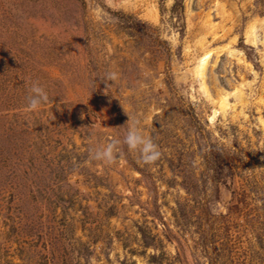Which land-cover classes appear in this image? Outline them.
<instances>
[{
	"label": "rangeland",
	"instance_id": "obj_1",
	"mask_svg": "<svg viewBox=\"0 0 264 264\" xmlns=\"http://www.w3.org/2000/svg\"><path fill=\"white\" fill-rule=\"evenodd\" d=\"M257 199L264 0H0V264H264Z\"/></svg>",
	"mask_w": 264,
	"mask_h": 264
},
{
	"label": "clouds",
	"instance_id": "obj_2",
	"mask_svg": "<svg viewBox=\"0 0 264 264\" xmlns=\"http://www.w3.org/2000/svg\"><path fill=\"white\" fill-rule=\"evenodd\" d=\"M108 81H115L118 79V73L113 71L106 75ZM163 87V85H160ZM49 103L48 93L37 82H33L30 87V95L27 97V104L23 111L38 112L45 104ZM123 144L129 151L138 152L140 162L146 165H152L161 156L158 146L153 142L152 137L145 133L142 128L135 124L130 126L123 140L113 139L104 144H97L89 148V157L91 160L100 161L103 164L111 165L119 162L123 165V153L120 145ZM256 206L264 205V200H255Z\"/></svg>",
	"mask_w": 264,
	"mask_h": 264
},
{
	"label": "bare ground",
	"instance_id": "obj_3",
	"mask_svg": "<svg viewBox=\"0 0 264 264\" xmlns=\"http://www.w3.org/2000/svg\"><path fill=\"white\" fill-rule=\"evenodd\" d=\"M209 58H210V54L209 53H206L203 56V58L200 59V62L198 63V65L195 67L194 73L196 75H198L200 77V79H203L204 80V78H205V70L207 68V64H208ZM201 82H202V80H201ZM201 87H202L203 92H206L207 91V89H206V87H205V85L203 83H202V86ZM224 103H225V99L222 98L221 104H224Z\"/></svg>",
	"mask_w": 264,
	"mask_h": 264
}]
</instances>
